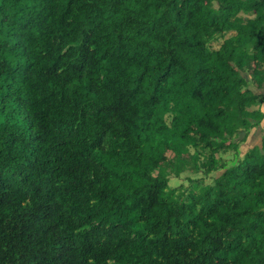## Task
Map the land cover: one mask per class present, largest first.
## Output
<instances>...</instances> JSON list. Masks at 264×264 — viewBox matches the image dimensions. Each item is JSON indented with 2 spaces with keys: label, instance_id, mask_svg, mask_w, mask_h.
<instances>
[{
  "label": "trees",
  "instance_id": "1",
  "mask_svg": "<svg viewBox=\"0 0 264 264\" xmlns=\"http://www.w3.org/2000/svg\"><path fill=\"white\" fill-rule=\"evenodd\" d=\"M263 103L264 0H0V264H264Z\"/></svg>",
  "mask_w": 264,
  "mask_h": 264
},
{
  "label": "rangeland",
  "instance_id": "2",
  "mask_svg": "<svg viewBox=\"0 0 264 264\" xmlns=\"http://www.w3.org/2000/svg\"><path fill=\"white\" fill-rule=\"evenodd\" d=\"M257 90H261L262 88H259ZM264 134V117L261 119L260 123L258 126H255L254 128H252L251 133H249L247 135V137H245L242 142H241V150L242 152L245 151L247 148H250L251 146L253 147V145L255 144H260L261 143V136ZM241 135V134H240ZM242 138V136H240ZM168 155H172V153L170 151L167 152ZM219 171H216L215 174L219 173ZM185 175L182 174L179 177H172L170 179V184L174 185L179 181H183L184 183H187V179H184Z\"/></svg>",
  "mask_w": 264,
  "mask_h": 264
},
{
  "label": "crops",
  "instance_id": "3",
  "mask_svg": "<svg viewBox=\"0 0 264 264\" xmlns=\"http://www.w3.org/2000/svg\"><path fill=\"white\" fill-rule=\"evenodd\" d=\"M262 109L264 110V103L262 104Z\"/></svg>",
  "mask_w": 264,
  "mask_h": 264
}]
</instances>
